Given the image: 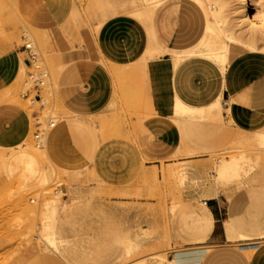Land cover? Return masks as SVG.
<instances>
[{"label": "rangeland", "instance_id": "1", "mask_svg": "<svg viewBox=\"0 0 264 264\" xmlns=\"http://www.w3.org/2000/svg\"><path fill=\"white\" fill-rule=\"evenodd\" d=\"M11 1L0 0V121H7L17 111H23L29 127L21 143L10 147L0 144V264H66L61 258L65 257L64 249L70 248L65 233L76 234L79 227L84 233L86 215L91 210H104L108 205L138 211L141 218L133 231L139 243L128 236L124 243L117 242L124 252L112 264H138L142 259L150 260L159 254L173 260L176 252L192 250L199 241L190 234L196 231L194 211L206 205L202 201L184 200L188 185L198 187L212 181L224 188L231 187L237 197H246L248 202L241 216L256 217L264 225V126L256 131L234 127L232 120L225 117L224 106L220 115L216 111L210 117L205 108H180L174 104L172 114L166 119L163 116L166 108L159 103V93L152 84L149 69L156 57L167 53L173 58L190 57L200 51L220 50L217 42L223 36L220 25L210 22L209 29L203 6L215 0H162L152 4L153 21L155 14L171 2L178 5V9L183 6L188 10L186 25L190 34H194L195 45L184 50L154 47L152 41V47L147 49L148 21L128 13L135 8L144 9V0ZM215 25L218 28L213 29ZM136 35L140 37V46L144 43L141 55L120 63L116 57L127 50L123 37ZM27 42L37 50L40 69L46 74L41 90L44 105L32 101L35 92L25 96L33 87L29 76L36 72L24 61L28 54L23 45ZM83 46H95L102 55L100 64L111 72L108 90L96 95L95 107L87 114L72 109L69 103L77 88L85 85V77L70 72L77 64L62 61L65 53ZM245 52L255 51L231 44L227 66ZM218 77L199 69L189 71L186 83ZM180 78V74L174 73L173 84ZM176 97L182 98L179 93L174 94V99ZM160 119L175 129L174 151L159 159L160 168L155 166L152 172H144L136 187L122 191L95 178L89 164L91 152L98 145L121 138L137 147H147L155 138L152 126ZM50 121H54L55 126H50ZM167 126L162 124V129ZM37 133L43 136V153L37 150ZM53 133L57 137L54 156L64 133L69 140L65 138L63 142H72L78 149L74 160L66 161L59 155L53 157L49 145ZM193 157L202 159L200 181H192L194 167L190 162H179ZM219 159H223L225 166L228 161L236 160L232 164L237 167H230L229 162L228 168L222 167ZM148 161L150 158L141 159L142 164ZM173 164L178 169L175 175L169 172ZM182 174L188 177L183 178ZM112 198L134 199L135 202L112 204ZM53 222L59 224L63 243L53 245L44 240L46 228ZM97 241L85 242L84 236L72 240L79 251ZM69 251L74 263L89 262V259H74L80 253ZM64 259L69 264V260Z\"/></svg>", "mask_w": 264, "mask_h": 264}, {"label": "crops", "instance_id": "2", "mask_svg": "<svg viewBox=\"0 0 264 264\" xmlns=\"http://www.w3.org/2000/svg\"><path fill=\"white\" fill-rule=\"evenodd\" d=\"M178 8L175 3H169L166 9L155 14L154 21L152 17L150 19L148 15L142 14L139 8L128 10L129 14L148 21L146 27L150 34V41L147 49L152 47L151 41L154 47L161 45L164 48L177 50L188 49L195 45L194 34L193 32L190 34L186 25L188 10L183 6L181 9ZM123 38L127 50L122 56L116 58L120 63L137 59L142 53L144 43L140 46L138 35ZM101 58L102 55L95 46L77 47L62 56L64 63L77 64L70 69L72 74L85 77L86 83L83 88H77L69 100L72 109L80 113H90L95 107L96 95L107 91L111 83L108 69L100 64ZM157 59L151 61L149 70L153 76L152 84L155 91L159 93L158 101L166 108L163 114L166 119L172 114L174 94L179 93L185 101L191 103L206 102L215 95L217 87L221 85L220 76L217 79L186 83L188 71H174L169 63L161 61L172 59L171 54L160 55ZM24 61L27 64L26 59ZM226 70L222 102L225 110L231 108L230 113L225 111L226 119L232 120L234 127L245 131L260 129L264 126V53L245 52L233 59ZM174 73L182 77L180 81L175 82V85L173 84ZM78 124L84 127V124ZM162 124L168 126L162 129ZM28 127V119L23 111H17L7 121H0V144L10 147L21 143L28 132ZM174 130L169 122L160 119L152 126L155 138L147 147H137L135 143L126 142L121 138L98 145L91 152L89 169L98 181L104 182L116 191L134 188L140 182L144 172H152L155 166L160 168L159 159L172 155L175 148L172 141ZM52 138L49 145L54 158L59 155L66 161H72L78 156V149L73 147L72 142H63L65 138L69 140L64 133L54 156L57 145L56 134L53 133ZM145 157L150 158L151 161L142 164L141 159ZM201 160L197 157L179 160V162H190L194 167L191 170L192 181L201 179L203 173ZM211 193L213 194L209 195ZM183 198L192 202L202 201L210 211L212 222L208 234L198 230L191 232V236H196L199 240L195 242V247H192L194 249L178 251L174 259L191 264H264V234H262L264 225L256 217L241 216L244 205L248 202L246 197H237L231 187L224 188L212 181L206 185L200 184L198 187L188 185ZM110 202L112 204L131 203L135 200L112 198ZM198 212L194 211V224ZM140 219L138 211L120 210L116 205H108L106 209L95 212L91 210L84 219V233L80 227L76 234L65 233L70 241L71 251L80 253V256L74 259L78 261L83 258L89 259V264H112L124 252V248L117 242L124 243L125 237L128 236L134 243H139L133 237V231ZM109 226H113V229H108ZM82 236L85 242L98 241L95 245L86 247L84 251H79L72 240L74 237L82 239ZM250 249L254 250L252 254L246 252ZM184 259L187 261L184 262Z\"/></svg>", "mask_w": 264, "mask_h": 264}, {"label": "bare ground", "instance_id": "3", "mask_svg": "<svg viewBox=\"0 0 264 264\" xmlns=\"http://www.w3.org/2000/svg\"><path fill=\"white\" fill-rule=\"evenodd\" d=\"M199 1H202V0H199ZM160 2H162V0H144L146 7L144 9H141L140 12L144 15H148V17L150 18L153 14L152 4L160 3ZM203 6L205 8V13L207 16L209 29L211 28L210 22H211V24L212 23L213 24L219 23V25H220V27H219L220 32L223 35V36H220L218 38V41H217L219 44L220 50L218 52H209V53H206L204 51L203 52L200 51V52H197L194 56H190V57L175 56L174 58L172 57L173 59H171V60H167V61L161 60V61L164 63H169L171 69L174 71H181L182 70V71H188V72L189 71L196 72V70L203 69V70L210 72L211 74L213 73V74L220 76L221 81H222L221 85L219 87H217V89H216L217 92L208 101L202 102L201 104H199V103L194 104V103H190L189 101L186 102L183 98H180V97H176L174 99V104L177 107L179 106L180 108H183L184 106H187V107L198 106L201 108H205L207 110L209 116L213 117L215 115L216 111L219 113V115L222 112V106H223L222 105V98H223L222 97V91L224 88L223 83L225 82L224 81V78H225L224 74H225V71H227L226 68H227V64L229 62V53H230L231 44H239L242 47H244L250 51L264 52V0H215L214 3H209V4L205 3V4H203ZM240 8H242V10ZM228 10L231 11L230 14H229ZM13 12H15V11H13ZM216 25H215V28H213V29L218 28V27H216ZM212 27H214V25ZM27 44L32 46L31 42H27ZM157 58L158 57H156V59ZM157 60H159V59H157ZM125 68H126V66H125ZM113 69H112V71H113ZM118 69H119V67H118ZM146 69H147V67H146ZM112 73H114V72H112ZM130 73H131V71H130ZM125 75H126L125 73H124V75L122 74L121 75L122 78ZM112 76H113V74H112ZM115 77H116V75H115ZM32 101L37 102L35 100H32ZM44 104H45V102H44ZM225 111H228V113H230L231 108H228ZM49 125L55 126V122L50 121ZM42 140H43V138H42ZM36 145H37V143H36ZM37 147H39V149H37V150L43 153L44 148H42L41 145H37ZM10 149H12V148H10ZM2 150H1V152H2ZM2 154H4V153H2ZM240 158H237V159L239 160ZM219 161L222 164V165L221 164L220 165L222 167H224L225 164H224L223 159H219ZM235 161L233 160L232 162L234 163ZM182 162H184V161H182ZM228 162L230 163V167H231V165H234L235 168L237 167L236 166L237 164L235 165V164H232V162H230V161H228ZM228 162L226 163V166H227V167L225 166L226 168H228V166H229ZM174 164H177V163H174ZM174 164L169 169V172L171 175H175L178 173V169L176 167H174ZM177 165H179V164H177ZM232 168H234V167L232 166ZM178 176H179V174H178ZM154 177L156 178V176H154ZM182 177L187 178L188 176H187V174H182ZM212 194L213 193H211L209 195H212ZM211 222H212V220H211L210 211H209L207 206H204L196 214V220H195V225L197 227L196 230H198L199 232H203L204 234H208V232L211 228ZM47 227L48 228H46L47 229L46 238H44L45 242H47L49 244H53V245H56L59 241H61V243L64 242L63 238L61 237L62 231L59 230L60 229L59 224L57 225L56 222H53L52 224L48 225ZM69 249L70 248H68V247L66 249H64V252H63V254L65 255L64 258L69 260V264H77V263H74L73 260H70L71 256H70ZM246 252L248 254H252L254 252V250L250 249V250H246ZM62 258H63V256H62ZM183 261L185 262L187 260L184 259ZM65 262L67 263V261H65ZM166 262L167 263L169 262L170 264H183L181 260H178V259L170 260L165 255L162 256L161 254L151 257L150 260L142 259V260L138 261V264L139 263L140 264H167ZM82 264H89V263L84 262ZM184 264H191V263L186 262Z\"/></svg>", "mask_w": 264, "mask_h": 264}, {"label": "built area", "instance_id": "4", "mask_svg": "<svg viewBox=\"0 0 264 264\" xmlns=\"http://www.w3.org/2000/svg\"><path fill=\"white\" fill-rule=\"evenodd\" d=\"M23 47L28 54V57L26 58L27 65L36 69V72L31 73L29 76L31 79V82L33 83V87H32V89L28 90L25 93V96H29L30 94H33V92H35L33 94L32 100L40 102L41 105H44V100L41 96V90H42V87H43L44 82H45L44 79L46 77V74L40 69L41 66L39 63V55H38L37 50L34 48V46H30V45L25 43V45H23ZM35 138H36L37 145H42V138H43L42 134L37 133L35 135ZM205 203H206V201H205Z\"/></svg>", "mask_w": 264, "mask_h": 264}]
</instances>
